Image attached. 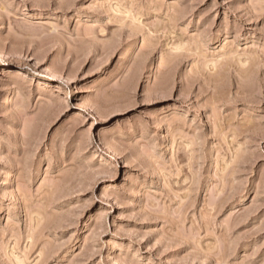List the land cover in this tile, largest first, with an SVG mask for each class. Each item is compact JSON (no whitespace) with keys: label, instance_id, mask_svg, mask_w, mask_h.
Wrapping results in <instances>:
<instances>
[{"label":"rangeland","instance_id":"374dc122","mask_svg":"<svg viewBox=\"0 0 264 264\" xmlns=\"http://www.w3.org/2000/svg\"><path fill=\"white\" fill-rule=\"evenodd\" d=\"M0 264H264V0H0Z\"/></svg>","mask_w":264,"mask_h":264},{"label":"bare ground","instance_id":"6f19581e","mask_svg":"<svg viewBox=\"0 0 264 264\" xmlns=\"http://www.w3.org/2000/svg\"><path fill=\"white\" fill-rule=\"evenodd\" d=\"M7 100V99H6ZM11 174V173H10Z\"/></svg>","mask_w":264,"mask_h":264}]
</instances>
